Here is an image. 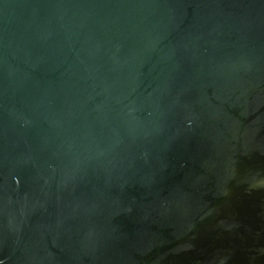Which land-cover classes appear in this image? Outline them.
<instances>
[{
	"label": "water",
	"instance_id": "water-1",
	"mask_svg": "<svg viewBox=\"0 0 264 264\" xmlns=\"http://www.w3.org/2000/svg\"><path fill=\"white\" fill-rule=\"evenodd\" d=\"M0 264H264V0H0Z\"/></svg>",
	"mask_w": 264,
	"mask_h": 264
}]
</instances>
